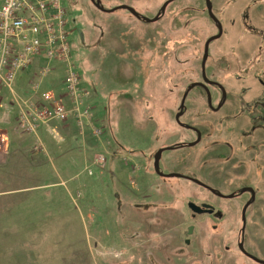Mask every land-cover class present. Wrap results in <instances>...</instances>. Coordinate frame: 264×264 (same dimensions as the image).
Returning a JSON list of instances; mask_svg holds the SVG:
<instances>
[{"label":"rangeland","instance_id":"1","mask_svg":"<svg viewBox=\"0 0 264 264\" xmlns=\"http://www.w3.org/2000/svg\"><path fill=\"white\" fill-rule=\"evenodd\" d=\"M165 1L100 3L106 9L126 4L152 18ZM210 2L224 28L211 46L215 49L219 44L224 50L236 38V13H246L250 26L257 7L264 5V0ZM70 11L84 35L80 47L69 29L71 62L92 107L90 127L79 132L75 148L79 160L68 173L50 172L40 181L33 175L28 181L34 187L52 186L27 194H0V264H222L223 258L225 264H232L240 209L249 195L221 200L191 182L155 175L150 158L159 147L179 138L173 113L187 77L198 78L203 42L216 33L203 0L172 1L153 23L139 21L125 10L101 13L89 0H70ZM208 71L216 73L212 65ZM55 76L53 82L63 90L61 77ZM223 76L229 92L226 108L234 90L228 86L232 74L225 70ZM173 77L178 90L171 85ZM188 106H205L204 99ZM187 118L200 122L195 115ZM209 118L216 123L213 115ZM132 150L135 153L128 154ZM198 151L189 157L164 153L162 171L193 172L203 180L206 174L198 171L207 168L211 175L206 182L222 188L220 168L198 159ZM23 166L19 165L22 173ZM23 179L10 182L16 188L27 186ZM242 180L234 181L231 188L251 182ZM255 199L248 210L244 247L264 254V195ZM189 201L212 204L222 215H194L186 206ZM190 225L194 228L186 245Z\"/></svg>","mask_w":264,"mask_h":264},{"label":"flooded vegetation","instance_id":"2","mask_svg":"<svg viewBox=\"0 0 264 264\" xmlns=\"http://www.w3.org/2000/svg\"><path fill=\"white\" fill-rule=\"evenodd\" d=\"M89 1L99 12L104 14L111 13L100 11L96 8V0ZM98 1L99 5L106 11L126 5L119 4L106 9L101 5L100 0ZM208 1L212 12L211 2L210 0ZM64 3L67 4L65 8L68 27L71 33L75 35L77 45H80L81 47V44L84 43V35L80 26L81 23L79 20L76 21L74 15H72L70 11V0H64ZM203 3L207 17L214 24L216 33L207 37L203 42L198 78L191 79L190 77H187V81H185L186 86L183 88L178 106L173 113L172 119L177 127L175 131L180 135L179 138L173 140L170 145L159 147L150 156L153 173L159 176L154 168V158L157 152L163 149L159 155L158 161V169L161 173L180 174L181 176L179 178L173 179L191 182L221 200H232L235 197L248 194L249 200L246 201L240 209L239 218L241 226L239 229V238L236 240L237 251L236 257L231 263L264 264V254L251 253L244 247V235L248 210L255 203L256 196L264 195V5L257 7L258 12L253 15L254 19L252 21L254 22L250 26L246 20V13H243V11L236 13V26L233 25L234 30H236V38L234 43L224 50L218 46L219 44H217L215 49L211 46L214 41L221 38L224 28L222 26V22L215 17L213 12L212 14L216 20L214 21L210 18L207 11L206 0H203ZM158 13L159 11L155 14V16ZM138 15V18L133 15L132 16L142 22H147L145 19H152L155 17L147 18L143 15ZM161 16L162 14H160L159 18ZM218 27L221 29V34L218 38L208 43L206 58L203 63L205 43L209 38L218 34ZM99 36L102 37L103 33H99ZM210 65H212L213 69L216 71L215 74L209 73L208 69ZM225 70L232 74V79L229 82L230 85L228 84V86H231L234 90V92H232L234 97L229 98V100H231L226 108H224V106L229 92L223 82V74ZM175 80V77H173L171 85L173 86V90H178L179 83ZM192 85L194 86L188 90V88ZM185 93L186 96L184 97L183 103L184 107L180 109L181 100ZM202 98L204 99L205 106H201L200 108L196 107L194 109L188 106V102L194 100L195 102H200ZM210 114L214 116L213 120L216 123H212L210 121ZM177 115L179 116L176 119ZM192 115L200 117V122L198 121L199 123H193L190 121V118H187V116ZM197 148H199V151L197 152L198 159L203 160L206 165L210 166V168L213 166L220 168L217 173H221L222 175V177H220L221 179L219 178L223 183L222 188L206 182L207 179H210L209 175H211L209 173V169L207 168H201V170L198 171V173L203 172L206 174L204 176L206 179L204 178L203 180L202 177H197V173L193 172L183 173L181 171H162L161 162L162 158H164V153L181 152L180 156L184 155L185 157H189V154H192V152ZM134 153V150L128 151V154ZM240 178L243 179L242 182L244 183L248 180H251V182H247L239 187L235 186L236 188H231V186L233 187L235 184L233 182L237 179L240 180ZM193 180L200 182L204 186L193 182ZM188 203L196 205L204 212H193L188 207ZM188 203L186 206L194 215L215 216L217 218L222 215L219 211H216L212 204L207 202L195 204L189 201ZM245 206V226L242 231V211ZM190 227H192V230L189 234H187ZM193 228V225H190L186 229L185 236H187V238L184 240L186 245L189 244L188 236L192 234ZM242 259L245 262L242 261ZM225 261V258H223L221 261L222 264H225Z\"/></svg>","mask_w":264,"mask_h":264},{"label":"built area","instance_id":"3","mask_svg":"<svg viewBox=\"0 0 264 264\" xmlns=\"http://www.w3.org/2000/svg\"><path fill=\"white\" fill-rule=\"evenodd\" d=\"M63 2L0 0V115L3 120L7 111L4 102L9 99L17 110V124L28 134H35L39 126L69 119L75 121L79 132L90 127L92 107L71 62ZM23 74L31 79L25 97L15 87ZM55 74L61 77L63 90L49 83Z\"/></svg>","mask_w":264,"mask_h":264},{"label":"crops","instance_id":"4","mask_svg":"<svg viewBox=\"0 0 264 264\" xmlns=\"http://www.w3.org/2000/svg\"><path fill=\"white\" fill-rule=\"evenodd\" d=\"M29 74L20 75L16 81V90L22 97L29 94ZM54 78L52 77L49 81L51 85L55 84ZM64 102L67 101L64 99ZM4 104L7 106V111L3 120L0 115V136H4L6 140L4 139L3 144L0 145V194H27L28 192L32 193L34 189H47L51 184H41V187H34L28 181H33V175L38 176L40 178L38 181H40L43 174L48 179L50 172L55 174L68 173L72 163L78 162L75 148L79 143V130L75 121L69 119L63 123L52 122L49 125L39 126L35 134H28L23 132L17 124V110L11 106L9 99ZM49 136L56 138H52L53 141ZM66 148L72 150V155L67 154ZM66 161L71 164L66 166ZM19 165H24L23 173ZM17 172L26 178L23 179ZM17 177L23 179L24 183L28 182V185L16 188L10 181Z\"/></svg>","mask_w":264,"mask_h":264},{"label":"water","instance_id":"5","mask_svg":"<svg viewBox=\"0 0 264 264\" xmlns=\"http://www.w3.org/2000/svg\"><path fill=\"white\" fill-rule=\"evenodd\" d=\"M91 1H94V0H91ZM172 1H175V0H167V1H165V2L162 4L159 13H158L154 18H152V19H145V20H146L147 22H155V21L159 18L160 14H163V13H164V10H165L166 6H167L169 3H171ZM206 5H207V11H208V14H209L210 18H211L212 20L215 21L216 19H215V17L213 16V14H212V12H211V8H210V4H209V1H208V0H206ZM95 6H96V8H98L100 11H104V12H112V11H115V10L123 9V10L128 11V12H129L130 14H132L134 17H136V18L139 17V15L136 13V11H135L134 9H132L131 7L126 6V5H122V6H119V7L114 8V9H111L110 11H106V10H104V9L99 5V1L96 0V1H95ZM220 34H221V29H220V27H218V34L215 35V36H213V37H211V38H209V39L207 40V42L205 43L203 63H204L205 58H206V52H207V46H208V43H209L210 41H212V40L218 38V37L220 36ZM203 63H202V64H203ZM193 86H194V85L190 86V87L188 88V90L191 89ZM185 96H186V93L183 95V98H182V100H181L180 109H182V108L184 107V104H183V103H184V97H185ZM178 116H179V115L176 116V119L178 118ZM162 151H163V149H162V150H159V151L157 152L155 158H154V168H155L156 173H157L159 176L164 177V178H179V177L181 176L180 174H176V173L163 174V173H161V172L159 171V169H158V168H159V166H158V161H159V155L161 154ZM193 182H195V183H197V184H199V185H202L200 182H198V181H196V180H193ZM202 186H204V185H202ZM246 206H247V205H246ZM246 206L243 208V211H242V229H241L242 231L244 230V226H245L244 212H245ZM188 207H189L193 212H195V213L204 212L201 208L197 207L196 205H194V204H192V203H188ZM203 207H206V206H203ZM191 230H192V227H190V228L188 229V233H187V234H189V233L191 232ZM241 251L244 252L243 250H241ZM244 253H245V252H244Z\"/></svg>","mask_w":264,"mask_h":264}]
</instances>
